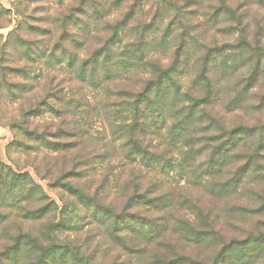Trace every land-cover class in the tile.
Instances as JSON below:
<instances>
[{"label": "trees", "instance_id": "trees-1", "mask_svg": "<svg viewBox=\"0 0 264 264\" xmlns=\"http://www.w3.org/2000/svg\"><path fill=\"white\" fill-rule=\"evenodd\" d=\"M159 1L150 22L140 16L145 0H112L108 10L96 0L93 16L84 13L83 54L80 59L65 58L77 88L70 93L76 98L59 110L46 103L52 111H65L63 119L70 121L65 125L59 118L63 124L57 125L52 142V150L57 145L70 154L68 168L64 161L50 178L52 187L60 186L68 196L58 211L27 172L0 162V201H11L17 212L8 222L9 214L0 213V264H259L264 219L258 218L243 237L229 240L215 225L231 214H264V186L255 192L253 209L236 196L250 173L264 183L258 173L259 159H264L262 128L227 127L224 121L226 114L247 107L254 97V80L264 72V49L260 39L247 40L243 15L228 0ZM112 7L124 8L113 20ZM197 12H202L203 22L192 24L190 16ZM220 18L231 20L236 44L208 43L207 27L220 24ZM192 30L201 31L202 38L197 40ZM190 42L198 44L194 58ZM245 65L246 78L231 84L228 77ZM185 72L190 79L184 85ZM46 80L49 97L58 96L55 79ZM263 103L264 95L255 108ZM40 105L22 107L16 125L26 136L46 143L45 132L31 130L29 123L39 115ZM76 116L82 134L71 124L78 123ZM91 122L102 128L96 133V159L103 167L96 188L92 181L77 184L75 178L83 170H73L79 165L83 169V161L91 156ZM255 133L258 140L248 141ZM236 161L241 165L235 169ZM155 167L174 170L191 182L158 190L156 180L148 179ZM111 186L119 189L117 196H109ZM78 212L96 229L94 249L85 246L84 252L61 239ZM25 224L38 227L25 229ZM212 243V258L193 251Z\"/></svg>", "mask_w": 264, "mask_h": 264}, {"label": "rangeland", "instance_id": "rangeland-1", "mask_svg": "<svg viewBox=\"0 0 264 264\" xmlns=\"http://www.w3.org/2000/svg\"><path fill=\"white\" fill-rule=\"evenodd\" d=\"M100 1L106 4V10L110 8L112 0ZM131 1L125 0L126 4ZM145 1L140 16L143 21L150 22L152 14L155 13L157 4L160 1ZM181 1L184 2L185 0ZM228 1L237 14L242 13L243 15L242 24L246 29L245 36L247 40L253 43L255 38L260 39V45L264 49V0ZM123 7H112L115 10L112 8L109 10L111 20L116 18L121 10H124L125 7ZM95 10L96 0H0V162L13 171L27 172L48 198L55 202L58 211L62 209V200H66L68 193L64 192L60 186L53 188L50 178L57 175L59 169L63 168L64 161L66 162L65 168H68L67 163L70 154L68 151L60 150L57 145L55 146L56 151L52 150V142H55L53 134L57 131V125L63 124L59 118L63 119L68 115L65 111L57 112L54 108L53 111L50 110V107H47L49 104L46 105V103L51 101V104L59 110L65 108L66 100L71 98L75 100L76 96L73 94L76 93L77 88L74 82L69 79L66 59L71 55L73 57L78 56V59L81 58L84 42L81 32L86 25L84 13L89 12L93 16ZM201 15L202 12H197L196 15L190 16L192 24L197 20L203 22ZM89 22L92 26H95L92 19ZM220 22V24L207 27L208 43H211V46L236 44L237 31L229 28L230 25L235 28L231 20L226 21L220 18ZM192 32L197 40L202 38L201 31L192 30ZM189 45V54L194 58L198 44L190 42ZM55 58L58 59V62ZM246 73L247 66L245 65L238 74L228 77L227 80H230L231 84L241 82L243 77L246 78ZM50 77L55 79L52 83L55 82V87L58 88V96L53 95L51 98L49 97L51 93L48 91L49 84L47 85L46 80ZM189 79L190 75L185 72L181 82L185 85L189 82ZM254 84L255 90L251 91L254 97L252 96L248 106L237 112L226 114L224 121L227 127L242 124L243 126L262 128L261 132H263L262 136L264 138V105L255 108L260 101V97L264 95V72L254 80ZM70 90L73 94L70 93ZM59 97L61 100H59ZM39 104H41L38 107L39 115L35 118L32 117L29 123L31 130L36 129L39 133L45 132L47 144L26 136L16 125L22 107L27 109ZM76 117L78 123L75 124L71 121V124L78 125L82 134L83 129L80 118L79 116ZM68 120L69 117L63 119L65 125L69 124L70 121ZM88 129L89 135L93 139L89 143L90 148L88 150L91 156L83 161V169L82 165H79L77 169L73 170L75 172L83 170L80 177L76 176L75 178L77 184L92 181L93 188H96V178L103 170L102 165L96 159V133L101 132L102 128L98 122H91ZM259 136V133H255L248 141L258 140ZM99 152L97 151V153ZM245 160L242 159V162L244 163ZM235 165L236 169L241 165V161H236ZM258 167V173L264 175L263 157H260ZM253 175L254 173H250L247 176V180L243 182L245 184V186L243 184V190L241 186V190L236 195L243 197L242 201L248 209L256 207L255 192L258 193L260 186H264V183L259 184V180L254 178ZM151 178L156 180L158 190L165 187H174L179 183L184 185L191 182L187 176L180 175L174 170H161L159 167L151 170L148 179ZM145 184L146 182L143 183L142 188L146 187ZM118 192L119 189L111 186L109 196H117ZM11 203V201H0V213L6 212L9 214V219L6 222L16 217L17 212L9 206ZM183 210L185 211V209ZM61 215L59 214V216ZM258 218L264 219V214L260 216L250 213L248 215L243 213L231 214L227 215L226 219L219 218L215 227L221 232L223 238L225 236L229 240L233 237H243L246 232L253 229ZM71 225L73 227L62 231V241H67L74 247L80 248L82 252L85 251V246L94 249L96 229L94 225H90L88 219L83 218L82 212H78V216ZM10 226L12 230L15 229L13 223ZM30 226L31 224H25V229L34 230L38 227V224ZM89 234L91 235L90 240L87 237ZM214 244L216 243L207 245V248H197L193 251L202 255L207 253L206 257L212 258L216 253L213 247ZM203 249L204 252H202ZM89 250L91 251V249ZM98 256H100V252H97ZM260 257L259 264H264V253Z\"/></svg>", "mask_w": 264, "mask_h": 264}]
</instances>
